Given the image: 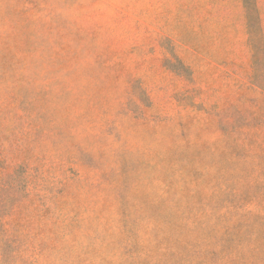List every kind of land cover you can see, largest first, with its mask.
Wrapping results in <instances>:
<instances>
[{
	"label": "rangeland",
	"instance_id": "374dc122",
	"mask_svg": "<svg viewBox=\"0 0 264 264\" xmlns=\"http://www.w3.org/2000/svg\"><path fill=\"white\" fill-rule=\"evenodd\" d=\"M0 264H264V0H0Z\"/></svg>",
	"mask_w": 264,
	"mask_h": 264
}]
</instances>
